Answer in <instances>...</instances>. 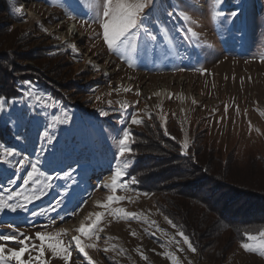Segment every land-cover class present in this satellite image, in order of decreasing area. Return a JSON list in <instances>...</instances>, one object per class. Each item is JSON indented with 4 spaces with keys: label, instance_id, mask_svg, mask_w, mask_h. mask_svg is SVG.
<instances>
[{
    "label": "rangeland",
    "instance_id": "374dc122",
    "mask_svg": "<svg viewBox=\"0 0 264 264\" xmlns=\"http://www.w3.org/2000/svg\"><path fill=\"white\" fill-rule=\"evenodd\" d=\"M9 2L20 9V17L11 19L0 0V54L18 72H35L45 82L21 81L19 97L0 95L7 100L0 110V145L19 153L9 163H0V190L25 192L23 178L32 162L43 174L41 181L47 175L53 179L46 194L26 208L0 211V232L23 233L38 245L36 232L65 229L62 239L68 241L78 235L82 220L90 223L96 212H105L101 205L108 196L117 195L126 198L111 202V207H122L139 218L104 215L99 239H84L96 244L86 249L94 264H174L164 253H171L179 264H264L259 251L242 247L250 242L247 235L238 240L232 229L201 228L197 248L189 237L193 252L179 235L180 227L165 219L173 221L174 204L192 208L185 193L201 174L214 179H221L216 173L226 178L240 171L256 175L254 179L264 176V0H222L215 11L223 15L216 19L211 15L214 0H156L146 24L163 41L152 49L148 43L132 67L107 49L99 35L102 28L91 19L89 0ZM72 19L76 29L66 22ZM189 28L198 38H189ZM133 113L144 123L129 125ZM124 127H130L135 138L134 155L127 161L116 158L117 134ZM45 132L55 138L51 143ZM185 138L187 154L182 151ZM152 147L159 156H167L150 161L146 186L137 177L128 190L113 193L97 188L110 183L115 167L123 168L125 162L130 165L125 179H130L137 153ZM174 153L200 155L207 161H203L207 171L195 162L193 173L186 175ZM25 155L29 163L18 165ZM104 168H109L107 173ZM65 172L71 173L70 178L64 177ZM206 181L213 183L210 178ZM211 187L205 185L199 195H208ZM245 229L258 236L264 224ZM19 246L6 243L8 248ZM76 250L73 244L67 264H89ZM23 258L27 260L28 253ZM44 258L47 264H65L47 249Z\"/></svg>",
    "mask_w": 264,
    "mask_h": 264
},
{
    "label": "snow or ice",
    "instance_id": "6c2138e0",
    "mask_svg": "<svg viewBox=\"0 0 264 264\" xmlns=\"http://www.w3.org/2000/svg\"><path fill=\"white\" fill-rule=\"evenodd\" d=\"M57 2L59 3V0H57ZM221 3L222 0H214L213 11L211 13L213 19L223 15V13L215 11V6L220 5ZM89 7L92 9V21L98 22L102 28V33L99 35L102 36L109 52L119 56L123 61L128 63L130 67L135 64L134 57H138L140 53L145 50L146 45L150 41L156 39L146 24V21L152 18L155 11L156 0H89ZM15 11L20 12V9L17 8ZM169 15H171V13H169ZM181 15L184 19H189V16L186 13H182ZM231 15L236 16L237 13L232 12ZM186 31L189 34V38H198V33L191 28ZM71 47L74 52L77 51L75 45H72ZM262 60H264V58H262ZM198 70L201 72L206 71L205 69ZM116 91H119V89H116ZM125 91H130V89H125ZM97 99L99 100L100 97H97ZM6 103L7 100L0 98V110H3ZM121 107L126 110V105H121ZM227 107L228 106L226 105V112ZM100 115H107V113L101 111ZM143 123V119L138 118L135 113L131 114L129 125H141ZM165 134H167L166 129ZM117 136L116 158L127 161L134 155L132 144L135 143V138L131 134V128L124 127L118 132ZM44 138L48 140L49 143L55 139L54 137H49L47 132L44 133ZM188 147L189 143L187 138H185L182 144V151L184 154H187ZM0 149H2V152H0V163H9L10 157L19 155L17 150L12 147L0 145ZM28 163L29 157L26 155L17 161V164L20 166ZM128 167H130V165L127 162H125L123 168L116 166L114 173L110 177V183L98 184L97 188L103 187L111 190L113 193H116L118 190H128L132 184L138 182L137 177L135 176L130 177V179H125ZM41 175L43 174L40 172L37 163L32 162L30 170L27 171V175L23 178L22 187L25 189V192H5L0 190V211L8 209L15 212L17 209H24L28 203L45 195L46 193L44 190L51 187L50 181L53 177L47 175L45 176V181H41ZM70 176V172L64 173L65 178H70ZM9 183H14V181L9 180ZM29 185H31L30 192L28 191ZM26 192H28V194H25ZM144 195L148 194L144 193ZM125 198L126 197L117 195L108 196L107 201L101 205L105 209V212H96L94 218L91 219L88 224L81 222L79 228L76 229L78 235L72 236L68 241L62 239L63 235L66 234L65 229H58L55 232H36L35 236L40 241L38 245L32 242L31 237L23 233L5 234L0 232V264H11L12 260H14L16 264H47V261L44 258L46 249L50 250L53 257H60L65 264H67L72 255L73 244L79 253H82L84 257L87 258L89 264H94L86 249L95 248L96 244L85 243L84 239L91 240L93 237L99 239V232L103 231L99 225L101 224L104 215L110 214L118 216L122 214L125 218H139L138 214L129 213L122 207H111V202ZM62 200L63 197L60 201H57V204H60ZM75 214L76 213H72L71 215ZM33 215L35 216L37 213L34 212ZM165 219L170 225H172V227L178 228L179 230V226L174 224L171 219L167 216ZM179 235L183 238L184 244H186L191 251L195 252L196 248L191 243L189 236L185 235L182 230H179ZM245 235L248 236L250 242L243 243L242 247L246 251H259L261 255H264V230H261L258 236L250 235L247 232ZM20 236H23V239H21ZM9 241H14L20 246L18 248H8L6 247V243ZM107 250L108 249H105V251ZM137 251H139V249H137ZM33 252H36L35 256H33ZM25 253H28L27 260L23 258ZM164 255L173 258L174 264H179V261L172 257L171 253H164ZM143 258L147 259V257Z\"/></svg>",
    "mask_w": 264,
    "mask_h": 264
},
{
    "label": "trees",
    "instance_id": "16d2710c",
    "mask_svg": "<svg viewBox=\"0 0 264 264\" xmlns=\"http://www.w3.org/2000/svg\"><path fill=\"white\" fill-rule=\"evenodd\" d=\"M4 2V11L9 17H11V19L17 20V18L20 17L18 12L15 11L9 0H4ZM71 3L72 2L68 3V7ZM1 4L3 5V3ZM72 6L74 9H78L76 5L73 4ZM169 12L170 10H166L165 13L169 14ZM227 17L230 18L231 16L227 15ZM150 31L156 37V39L149 42L150 45L147 46L148 49L154 48L156 42L160 43L163 41L159 33H154L152 30ZM7 41L8 40H6V42ZM4 59V56L0 54L1 96L19 97L21 86L19 83L21 81L22 83L26 81L40 83L44 81L42 80V77H40L39 74H36L35 72H24V70H20L18 72V67L10 64L9 61ZM136 60L137 59H135V61ZM155 145H157L156 142ZM156 150L158 149L152 147L151 150L146 151L148 153H137L138 162L135 164V166L131 167V174L141 179L143 187L148 184V173L153 167L152 163L150 164V161L155 157L159 159L160 157L164 158L167 156V153L159 156L156 153ZM173 156L174 159L180 160L179 165H181L182 172L186 175H191L193 173L196 167L195 162L204 165L202 168L203 172L207 171V165L203 164L207 161L202 159L200 155L196 156V158H193L190 157V155L174 153ZM232 161L238 164L235 159H232ZM158 174H160V172H158ZM216 174H218V177L222 180L211 178L210 175L208 176L207 174H201V176L196 178L197 180L192 183L191 187L188 189L189 191L185 193L188 194L187 198L192 202V208H190L188 204H185L184 202V204H174V207L176 206L177 209L175 213L177 214H174L173 212L171 217L173 221L174 219L177 221V225L180 227V229L190 237L196 248L198 243L200 245L199 230H201V228H211L215 232H217L218 229H232L235 230L238 240H243L245 233L250 232L249 230L245 229L247 226H259L264 224V176L256 177L254 179V176L256 175L251 174L249 177L247 176L248 173L243 171L232 173L226 178L220 175V173ZM208 178L212 180V184L211 181H206ZM205 185H212L210 188L211 193L208 195L203 194L205 196L201 197L199 192H201L203 189H206ZM183 186L184 189L188 185ZM155 187H158V184H156ZM150 188L155 189L152 186H150ZM173 195H175L176 198L181 197L176 192ZM168 197L166 194V198ZM169 201H172V199ZM181 211L183 213L182 215H179ZM206 211L211 212V214L207 213ZM199 214H202V217L204 218L199 217ZM200 218L202 219L200 220ZM203 224L204 226H201Z\"/></svg>",
    "mask_w": 264,
    "mask_h": 264
},
{
    "label": "bare ground",
    "instance_id": "6f19581e",
    "mask_svg": "<svg viewBox=\"0 0 264 264\" xmlns=\"http://www.w3.org/2000/svg\"><path fill=\"white\" fill-rule=\"evenodd\" d=\"M73 27L75 28V26H73ZM82 222H83V223H85V222H86V220H82ZM76 252H77V253H79V251H78V250H76ZM81 254H82V253H81Z\"/></svg>",
    "mask_w": 264,
    "mask_h": 264
}]
</instances>
